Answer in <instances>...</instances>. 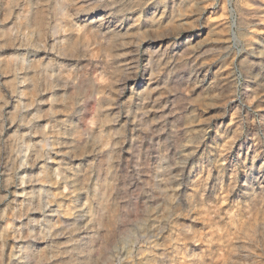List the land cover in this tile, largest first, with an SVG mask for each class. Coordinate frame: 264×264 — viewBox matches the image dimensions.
I'll list each match as a JSON object with an SVG mask.
<instances>
[{
    "label": "rangeland",
    "instance_id": "374dc122",
    "mask_svg": "<svg viewBox=\"0 0 264 264\" xmlns=\"http://www.w3.org/2000/svg\"><path fill=\"white\" fill-rule=\"evenodd\" d=\"M0 264H264V0H0Z\"/></svg>",
    "mask_w": 264,
    "mask_h": 264
},
{
    "label": "bare ground",
    "instance_id": "6f19581e",
    "mask_svg": "<svg viewBox=\"0 0 264 264\" xmlns=\"http://www.w3.org/2000/svg\"><path fill=\"white\" fill-rule=\"evenodd\" d=\"M35 11H37V10H35ZM33 15H35L34 13H33ZM115 17V15L112 13V12H110V11H106V12H104L103 13V16L100 18L101 19V22H105L107 25H108V27H111V28H117V29H120V28H122L123 27V25H122V23L124 22V20H123V17H116V18H114ZM111 18H114L115 20H116V22H110V21H108L109 19H111ZM107 21V22H106ZM143 45V44H142ZM167 48H168V46H167ZM164 53L165 52H163L162 54L164 55ZM150 56V55H149ZM149 56H148V59H147V61H149ZM209 83L207 84V86L205 87V91H211V90H213V89H215V88H217V87H219V83H218V80L217 79H211V80H209L208 81ZM52 154V153H51ZM100 188V187H99ZM111 192V191H110ZM103 200V199H102ZM106 205V204H105ZM104 207V206H103ZM107 208V207H106ZM112 209H113V207H112ZM106 215V214H105ZM109 217V216H108ZM107 217V218H108ZM106 219V218H105ZM111 219V218H110ZM108 220V219H107ZM103 226V225H102ZM104 232V231H103Z\"/></svg>",
    "mask_w": 264,
    "mask_h": 264
}]
</instances>
